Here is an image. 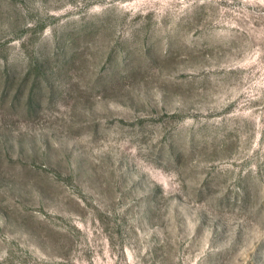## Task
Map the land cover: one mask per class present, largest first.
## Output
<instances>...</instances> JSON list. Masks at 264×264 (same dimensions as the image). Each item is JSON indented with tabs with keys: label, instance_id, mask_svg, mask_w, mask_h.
<instances>
[{
	"label": "rangeland",
	"instance_id": "rangeland-1",
	"mask_svg": "<svg viewBox=\"0 0 264 264\" xmlns=\"http://www.w3.org/2000/svg\"><path fill=\"white\" fill-rule=\"evenodd\" d=\"M0 264H264V0H0Z\"/></svg>",
	"mask_w": 264,
	"mask_h": 264
}]
</instances>
